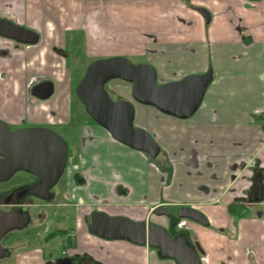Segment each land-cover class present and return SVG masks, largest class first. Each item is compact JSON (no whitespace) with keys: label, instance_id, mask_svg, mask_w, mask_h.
I'll return each mask as SVG.
<instances>
[{"label":"crops","instance_id":"crops-1","mask_svg":"<svg viewBox=\"0 0 264 264\" xmlns=\"http://www.w3.org/2000/svg\"><path fill=\"white\" fill-rule=\"evenodd\" d=\"M2 18L40 39L13 58L0 56V121L15 130L52 129L74 149L65 177L70 201L59 202L58 215L72 209L78 247L49 252L48 261L31 249L18 264H60L72 255L99 264H178L147 247L102 240L85 222L97 213L140 222L160 207L204 215L207 226L190 223L204 264H264V202L249 210L238 202L257 162L264 170V0H0ZM79 46L90 63H148L159 85L210 69L213 80L189 119L135 103V125L163 151L154 161L93 121L76 122L77 69L68 58ZM45 81L54 94L42 101L32 90ZM116 82L118 95L130 100L131 84Z\"/></svg>","mask_w":264,"mask_h":264},{"label":"water","instance_id":"water-1","mask_svg":"<svg viewBox=\"0 0 264 264\" xmlns=\"http://www.w3.org/2000/svg\"><path fill=\"white\" fill-rule=\"evenodd\" d=\"M210 22V14L199 9ZM0 37L19 44L34 46L40 36L33 30L0 19ZM121 79L131 83L133 99L142 105L153 106L162 113L179 119L191 118L200 108L208 87L213 80L210 69L204 75H192L181 81L165 85L157 84L155 69L147 63L133 64L126 57L96 60L89 65L77 86V96L90 117L108 130L120 143L141 151L152 158L160 155L161 148L152 135L135 126V106L131 101H114L106 84ZM54 94V84L45 81L32 90L33 97L48 100ZM69 145L58 133L45 127H26L12 130L0 121V183L11 180L17 173L25 172L38 178L39 182L28 192L49 201L51 190L62 179L69 163ZM257 194L261 189L258 187ZM162 209L155 211L162 215ZM201 225H208L200 212L183 208L179 212ZM31 224L28 209L12 213L0 211V260L9 255L2 247L3 238L12 230L25 229ZM90 231L107 240H125L139 246L149 244L160 249L165 258L178 264H201L196 249L187 240L172 239L163 227L133 222L122 217H109L103 213L93 216Z\"/></svg>","mask_w":264,"mask_h":264},{"label":"flooded vegetation","instance_id":"flooded-vegetation-1","mask_svg":"<svg viewBox=\"0 0 264 264\" xmlns=\"http://www.w3.org/2000/svg\"><path fill=\"white\" fill-rule=\"evenodd\" d=\"M2 19H4V18H2ZM6 21H8V20H6ZM8 22L20 26L16 22H13V21H8ZM26 47H29V46L19 44L13 40L0 37V56L2 58H13V56H16V55L22 53L21 49L26 48ZM87 68H86V70H87ZM85 73H86V71H85ZM108 83L106 84V89H107L110 97L112 98V96H111L112 93L109 92V90H108V86H107ZM132 88H133V85H132ZM76 93H77V89H76ZM120 100L121 99L114 100V101H120ZM122 100H126V99H122ZM126 101L133 102L134 106H135V103H137L133 99V97H132V100H126ZM256 114H262V112L256 111ZM160 148H161V146H160ZM69 152H70V146H69ZM162 153H163V151L161 148L160 155L157 158H153V159L157 160L162 155ZM31 176L33 177V180L30 183L17 185L15 187L9 188L8 190H0V211H2L4 213H12L15 211H19L20 209L21 210L22 209H28V212L31 215V224L29 227H27L25 229H20V230L19 229L12 230L3 238L2 242H1L2 247L4 249H6L7 251H9V255L7 257H5L4 259L0 260L1 264H18V263H20L21 259L23 258V256L20 258H19V256L25 252H28L31 249H42V251H44L43 257L46 258V261H48L49 256L47 254H49V252L53 253L54 250L57 249V246L55 245L54 242L58 241V240L60 242L62 250L63 249L66 250V252H64L65 255H66L67 251L77 249V247H78V236L76 234V230H75V226H74L75 216H74V213H72L73 211L71 208L69 209V214L63 216L64 218H62L58 215L59 212L55 213V217H53V218L49 217L45 214L39 215V219H38L39 225L36 228H34V220H33L32 214H31V208L35 205L34 199H37L38 201H41L44 203L51 204L56 200L57 196L60 195L62 198L61 200L70 201L69 195H70L71 190H70V187L67 186V182L65 179L63 180V184H61L59 191L58 192L54 191V188L61 182V180L64 177H66V171H65L62 179L59 181V183L51 190V193L53 194V196H52V199L49 201L42 200L41 198H39L33 194H30L28 192L30 189H32L39 182L38 178H36L33 175H31ZM250 182H251L250 188L247 189L246 191H243V197L238 200L239 205H241V208L246 209V210H249L253 206L260 205L264 202V170L260 168V164L258 162L256 164V169L254 170V174H253V177H251ZM258 187H260V189H261L260 195L257 194L258 193L257 192ZM58 204H56L57 207H58ZM66 204H67V206H70V203L67 202ZM160 208L162 209L160 211L161 213H163L162 215H157L155 213V211L157 210L156 209L154 211L151 219L148 218L147 220L140 221V222L146 223L148 229H149L150 225H152V224L163 227L166 230V232L168 233V235L174 240H181V239L187 240L189 242V244H191L196 249V251L199 255V259H200L201 264H204L207 261V256H205V254L203 253V250H202V248H201V246H200V244H199V242L195 236V233L192 231V229H190V223H196V222L191 221V220L186 219V218H181L179 216L180 210L183 208H187V207L178 208L175 210H173V209L171 210V209L164 208V207H160ZM94 215H92L91 217L89 216L88 218L86 217L87 219H85L86 224H88L87 225V227L89 228L88 230L91 234H93V233L90 231V227L93 223V216ZM159 218H165L167 220V225L165 227L161 226L159 223H157L156 220ZM54 224H56L57 227H56V229L52 230L51 227ZM29 230H30V232H28ZM93 235H95V234H93ZM95 236L102 239V240H107V239L101 238L97 235H95ZM4 241H6L8 246H5L3 244ZM110 241H125V240H110ZM126 242H129V241H126ZM142 247H147V248L152 249L156 252H159L161 254V256L163 257L162 251L160 249L153 248L149 244L142 246ZM9 258H13L14 263L7 262L6 260H8ZM67 258H68V260L63 261L60 264H99V263H96L90 256H87V255H82L81 257L72 255V256H69ZM163 258H165V257H163ZM46 264H54V263L47 262Z\"/></svg>","mask_w":264,"mask_h":264},{"label":"rangeland","instance_id":"rangeland-1","mask_svg":"<svg viewBox=\"0 0 264 264\" xmlns=\"http://www.w3.org/2000/svg\"><path fill=\"white\" fill-rule=\"evenodd\" d=\"M80 52L78 54L76 53H72V51H70L69 54V58H68V64L70 68H73L74 70L77 69L74 74L77 75L76 80L78 83L80 78L82 77V74L84 73L87 65L91 62L90 60H87L83 51V48L79 46ZM77 49V50H78ZM68 50L69 47H68ZM129 60V59H128ZM80 63H77L79 62ZM90 61V62H89ZM89 62V63H88ZM131 62L133 64H135L134 60H131ZM80 66V67H79ZM116 81H118V83L125 85L127 82H124L120 79H116V80H112L108 83V90L109 92L112 93V98L114 100H119V99H124L123 97L120 96V94L118 95V90L116 91L117 87H114V85L117 83ZM128 87V86H127ZM132 87V85H129V88ZM114 89V90H113ZM130 100H132V96H130L129 98ZM74 113L76 115V122H80V121H93L91 119V117L88 115V113L86 112L83 104L81 103V101L79 100V98L77 97V95L75 96V101H74ZM15 130V129H12ZM55 132V131H54ZM64 140L67 138L66 136L63 137V135L61 133H58ZM69 146L71 147L72 143L70 141H68ZM70 150H74V149H70ZM65 179V177L61 180V182L54 188L55 192H58L61 184H63V180ZM33 180V177L25 172H19L17 173L10 181L5 182V183H0V190H8L9 188L15 187L17 185H22V184H26V183H30ZM61 196L58 195L56 200L49 204V203H44L41 201H38L37 199H34V203L35 205L31 208V214L33 216V220H34V228L38 227L39 222V215L41 214H45L49 217H55V213L60 212V208L56 206V204L59 203V201L61 200ZM69 214V213H68ZM195 224V223H194ZM56 224H54L51 228L52 230L56 229ZM30 232V230L28 231ZM17 234V233H16ZM55 245L57 246V249L54 250V254H59L62 251V247L60 245L59 240L54 242ZM3 244L5 246H8V244L6 243V241L3 242ZM7 262L10 263H14V259L13 258H9L8 260H6ZM5 263V262H4ZM1 264V263H0Z\"/></svg>","mask_w":264,"mask_h":264},{"label":"trees","instance_id":"trees-1","mask_svg":"<svg viewBox=\"0 0 264 264\" xmlns=\"http://www.w3.org/2000/svg\"><path fill=\"white\" fill-rule=\"evenodd\" d=\"M84 74H85V72H84ZM84 74H83V76H84ZM83 76L80 78V80H79V82L77 83V86H78V84L80 83V81H81V79L83 78ZM76 95H77V93H76ZM78 97V96H77ZM121 101V100H120ZM85 108V107H84ZM93 120V119H92ZM93 122L96 124V122L93 120ZM70 157V156H69ZM151 158V157H150ZM152 160H156V159H153V158H151ZM161 166V165H160Z\"/></svg>","mask_w":264,"mask_h":264}]
</instances>
